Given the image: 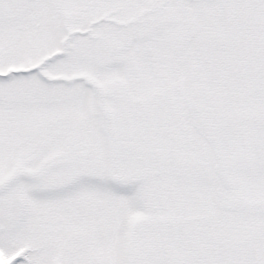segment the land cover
I'll list each match as a JSON object with an SVG mask.
<instances>
[{"label": "snow or ice", "instance_id": "obj_1", "mask_svg": "<svg viewBox=\"0 0 264 264\" xmlns=\"http://www.w3.org/2000/svg\"><path fill=\"white\" fill-rule=\"evenodd\" d=\"M0 264H264V0H0Z\"/></svg>", "mask_w": 264, "mask_h": 264}]
</instances>
